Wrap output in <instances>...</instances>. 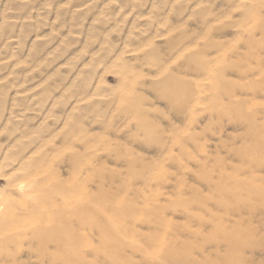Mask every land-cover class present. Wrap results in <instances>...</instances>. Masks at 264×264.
I'll return each instance as SVG.
<instances>
[{
    "label": "rangeland",
    "instance_id": "1",
    "mask_svg": "<svg viewBox=\"0 0 264 264\" xmlns=\"http://www.w3.org/2000/svg\"><path fill=\"white\" fill-rule=\"evenodd\" d=\"M0 264H264V0H0Z\"/></svg>",
    "mask_w": 264,
    "mask_h": 264
},
{
    "label": "bare ground",
    "instance_id": "2",
    "mask_svg": "<svg viewBox=\"0 0 264 264\" xmlns=\"http://www.w3.org/2000/svg\"><path fill=\"white\" fill-rule=\"evenodd\" d=\"M42 174H43V173H42ZM43 187H44V185H43ZM50 188H51V187H50ZM72 198H73V197H72ZM52 204H53V203H52ZM47 213H48V212H47ZM52 215H53V214H52ZM58 218H59V217H58ZM51 219H53V218H51ZM52 221H53V220H52ZM54 221H55V220H54ZM50 222H51V221H50ZM50 222H49V223H50ZM55 222H56V221H55ZM17 226H18V225H17ZM57 229H58V228H57Z\"/></svg>",
    "mask_w": 264,
    "mask_h": 264
}]
</instances>
